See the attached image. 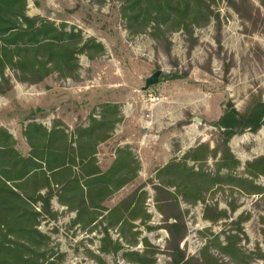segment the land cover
I'll return each instance as SVG.
<instances>
[{
    "label": "rangeland",
    "instance_id": "1",
    "mask_svg": "<svg viewBox=\"0 0 264 264\" xmlns=\"http://www.w3.org/2000/svg\"><path fill=\"white\" fill-rule=\"evenodd\" d=\"M28 1L29 16L47 19L57 27L67 24V30L75 27L82 31L85 39L93 38L101 43L106 53L93 62L85 55L79 56L78 81H63L54 74L37 86L12 87L6 95L9 101L0 111V125L13 133L21 150L25 148L22 129L29 121L36 119L46 124L47 119L54 116L55 120H64L67 125H76L85 122L94 111L99 113L100 105L105 103L119 104L122 109L134 105L139 116L146 115V123L151 122L152 130L154 113L162 110L160 130H174L186 137L188 148L202 144L216 147L219 132L213 125L223 116L228 102L244 113L252 96L261 95L264 100V7L261 0H247L248 8L242 13H237L225 0L220 2L215 7L219 20L196 29L193 38L183 32L168 35L170 53L165 44L154 41L149 34H129L118 0H107L103 7L91 4L90 0ZM233 1L242 5L241 0ZM157 72H161L158 84L145 91L146 81ZM168 76L184 79L170 80ZM149 97L160 98V103H148L146 107L144 100ZM138 135L142 137L140 129ZM117 144L119 140L109 151ZM171 144L175 151L179 150L175 139ZM230 147L242 166L264 156V127L258 133L248 131L235 136ZM208 168L213 171L214 163ZM257 184L264 187V177ZM233 200L238 207L235 213L230 208ZM181 205L188 229L181 248L188 258L200 259L202 250L212 238L210 235L203 237V233L210 230L220 235L224 242L227 236L224 233L235 229L232 222L241 217L244 221L240 247L246 254H255L250 264H264L260 257L264 255V195L246 196L225 188L210 192L206 203ZM205 205L227 211L230 219L217 224L205 221ZM53 210L58 212V219H40L38 229L51 239L49 250L61 256L55 258L56 264H98L90 253L101 256L105 264H129L121 255L100 254V228L99 232L91 233L74 225L75 215L55 202ZM152 216L153 226L164 225L162 216L158 213ZM111 236L119 239L117 232H112ZM145 236L159 250L157 264H171L165 253L169 239L167 231L161 229L145 233ZM141 249V245L130 248L132 251ZM213 254L220 257L218 252L213 251ZM224 261L232 264L228 258Z\"/></svg>",
    "mask_w": 264,
    "mask_h": 264
},
{
    "label": "trees",
    "instance_id": "2",
    "mask_svg": "<svg viewBox=\"0 0 264 264\" xmlns=\"http://www.w3.org/2000/svg\"><path fill=\"white\" fill-rule=\"evenodd\" d=\"M107 0H90L91 4L105 6ZM121 2V17L126 22V29L131 36L149 34L158 43L167 46L170 53L168 35L183 32L187 37L193 38L195 30L209 26L213 20H219L215 7L224 0H118ZM237 13H242L248 8L247 0L242 4L233 0H225ZM264 7V0H261ZM244 7V8H241ZM28 0H0V95H7L12 90L6 71L14 73L17 79L37 85L43 83L54 74L59 78L80 80L81 64L79 56L85 55L90 61L105 55V47L96 39H85L83 33L68 25L57 27L53 22L40 17H29ZM167 79H184L178 76H168ZM99 118L96 111L89 115L90 126L87 129L77 127L72 134L67 152L78 157L80 163L88 157L95 155V147L110 138L116 126L123 121L121 106L114 103H105L99 107ZM219 132V140L211 149L208 144H202L191 150L182 158L181 164L171 163L164 170L169 179L162 182L164 188H175V193H170L163 188L164 199L159 206L163 216V228L167 231L166 254L171 264H229L224 261L228 258L232 264H250L255 254H246L240 247L243 229L241 224L244 218L232 222L235 229L224 233V242L220 235H214L210 230L202 234L212 238L207 242L201 252L200 259L188 258L181 248L185 241L188 229L185 222V212L181 203L197 205L206 203L204 192H213L225 188L246 196L264 195V187L257 181L264 177V156L252 161L242 163L231 150L230 142L235 136L246 132L258 133L264 127V100L261 95L252 96L251 102L244 113H240L232 102H228L223 116L213 125ZM29 135V134H27ZM68 140V136H64ZM10 140L8 134L0 147H7ZM4 145V146H3ZM75 145V146H73ZM8 151V150H7ZM10 149L7 154L0 150V264H56V256L49 250L51 239L38 228L40 219L57 220L59 214L51 208V193L46 197H36L23 194L17 188V181H22L34 170L32 163L24 171H15L19 164H15L16 155ZM69 154V153H68ZM70 157V155H69ZM213 160L214 170L208 168V161ZM194 166L188 167V162ZM73 163H76L75 160ZM197 165L198 170L196 171ZM37 166V165H36ZM139 166H136L137 173ZM207 169V170H206ZM209 170V172H207ZM132 181V180H129ZM126 181L123 185L129 183ZM122 185V186H123ZM121 186V187H122ZM79 187H76L78 190ZM19 190V191H17ZM160 190V188H158ZM63 189V192H67ZM42 201L43 206L37 211L35 204ZM120 205L111 210L108 217L96 224L94 228H87L95 223L94 219H85L83 210H78V217L74 225L91 233L101 229L102 238L99 252L105 256H119L129 264H157V247L144 239L142 251H132L130 248L137 246L140 233H134L135 226L123 218L128 212L129 217L136 218L141 206ZM231 212L238 209L235 200L230 203ZM104 211V210H103ZM121 223L119 239L113 240L110 235L112 222L118 216ZM145 220L150 217L145 215ZM203 218L212 224L229 220L227 211H222L218 206L205 205ZM146 221L144 223H146ZM129 234L135 243L128 242ZM120 239L125 244L120 242ZM128 248H127V247ZM218 252L220 257L213 254ZM260 253V252H258ZM259 255V254H258ZM92 260L98 264H105L99 255L90 253ZM264 259V255H260Z\"/></svg>",
    "mask_w": 264,
    "mask_h": 264
},
{
    "label": "crops",
    "instance_id": "3",
    "mask_svg": "<svg viewBox=\"0 0 264 264\" xmlns=\"http://www.w3.org/2000/svg\"><path fill=\"white\" fill-rule=\"evenodd\" d=\"M6 77L10 80L12 87L18 85L33 86L17 79L14 77V73L9 70L6 71ZM70 80L66 79V81ZM8 101L6 95H0V111L6 107ZM121 112L123 121L116 126L114 132L110 134V138L97 145L95 155L88 157L81 163L78 157L72 156V153L67 152L66 148L77 127L89 128V119L76 125H67L64 120H55L54 116L48 118L46 124L36 119L31 120L22 129L21 138L26 148L22 150L13 133L0 125V141H5L6 134L10 137L6 143L7 147H0V150L5 151V154L10 149L13 150L10 155L14 153L16 155L14 163L19 164L15 168L17 173L19 171L24 172L31 163L34 166V171L28 177L16 182L17 188L23 194L27 193L36 197H46L47 194L51 193L52 210L55 202L59 207L75 215L73 223L78 217V210L84 211L85 219L96 220L95 223L87 227L93 229L96 224L100 225V222L108 217L111 210L120 205H129L133 209L141 206L142 210L137 211L136 218L129 217L128 212L124 213L123 218L135 226L134 233H140V236L136 238L137 246L141 245L144 249V239L152 244L145 233L163 229L153 226V216L146 206L149 200H153L155 211L162 216L159 212V206L165 196L162 193L164 187L161 183L169 180L164 174V170L173 162L181 164L182 158L199 145L188 148L185 144L186 137L183 138L174 130H160L159 120L162 110L157 109L154 113L156 117L155 120L153 117L154 130H152L153 126L148 127L146 125V115L144 117L139 116L134 105L126 109L121 107ZM98 114L97 112L96 118H99ZM139 129L142 137L138 135ZM64 136H68V140H65ZM174 139L180 145L178 151H175L171 144ZM118 140L119 144L109 151L110 147ZM210 148L214 149V146L210 145ZM74 160L76 163H73ZM212 164L213 160H209L208 165ZM137 165L139 169L135 175ZM193 165L194 163L190 161L187 163L188 167ZM197 170L198 167H196ZM126 181L129 183L123 185ZM76 187L79 189L76 190ZM63 189L68 191L63 192ZM164 189L170 193H175V188ZM213 191L212 189L211 192ZM209 194L210 192L203 193L206 197ZM188 205L192 206L191 204ZM42 206L43 203L40 200L35 204L37 211H40ZM53 212L55 211L53 210ZM55 213L58 214V212ZM145 215H148L150 219L146 221ZM119 218L120 215L115 221L113 220L110 235L112 232H117L119 235L118 231L121 226V223L118 222ZM145 221L146 223H144ZM126 237L128 242H136L131 235L127 234ZM112 239L116 241L113 237ZM120 242L125 244L122 239Z\"/></svg>",
    "mask_w": 264,
    "mask_h": 264
},
{
    "label": "built area",
    "instance_id": "4",
    "mask_svg": "<svg viewBox=\"0 0 264 264\" xmlns=\"http://www.w3.org/2000/svg\"><path fill=\"white\" fill-rule=\"evenodd\" d=\"M148 103H150L151 105H157V104L160 103V98L149 97V98H147V99L144 100V104H145L146 107H147ZM147 126H148V127H151V122H148V123H147ZM147 207H149L148 211H149L150 214H152V213L157 214V213L153 210V209H154V203H153L152 200L149 201Z\"/></svg>",
    "mask_w": 264,
    "mask_h": 264
},
{
    "label": "water",
    "instance_id": "5",
    "mask_svg": "<svg viewBox=\"0 0 264 264\" xmlns=\"http://www.w3.org/2000/svg\"><path fill=\"white\" fill-rule=\"evenodd\" d=\"M160 76H161V72H157V73H155L151 78H149V79L146 81L145 91H147V90H149L151 87L157 85L158 82H159ZM196 122H200V123H202L203 121H202V120H196Z\"/></svg>",
    "mask_w": 264,
    "mask_h": 264
}]
</instances>
